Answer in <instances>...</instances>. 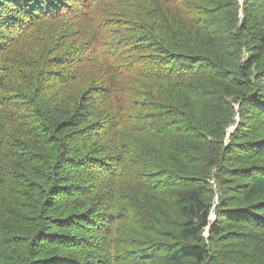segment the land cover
I'll use <instances>...</instances> for the list:
<instances>
[{
    "label": "trees",
    "instance_id": "trees-1",
    "mask_svg": "<svg viewBox=\"0 0 264 264\" xmlns=\"http://www.w3.org/2000/svg\"><path fill=\"white\" fill-rule=\"evenodd\" d=\"M64 1L13 0V6L0 1V28L10 32L0 52L16 47L26 33L21 22H14L16 17L25 14L27 28L31 30L35 27L31 18L37 11L41 14L42 11L55 12ZM143 1L147 21L158 22L161 30L170 34L161 42L153 37L151 24L140 22L141 28H145L140 35L135 33L140 26L129 25L131 19L119 25L123 16H117L116 8L102 9L101 0H84L79 16L70 18V14H66L55 19L46 16L47 21L36 22L50 41L63 43L65 49L73 48V55L68 49L64 56L61 53L52 57L51 64L65 67L64 71L53 72L56 85L68 86L70 64L80 65L79 70L92 63L97 65L92 70L100 72L95 80V92H92L106 94L112 123L107 126L108 118L88 123L91 95L87 100L76 98L63 104L58 95L45 100L43 89H37L35 98L44 104L43 108L44 100L52 104L46 106L45 114L38 115L37 127L31 122L23 123L17 116L16 111L21 110L17 101L30 103L26 98L29 86L28 90L18 91L10 90L11 85H2L0 120L3 131L11 132L6 145L8 149L17 146L21 150L18 161L24 168H0V194L9 193L14 187L13 179L20 177L23 185L33 188L24 197L29 202L39 203V213H45L46 221L51 223L39 225L37 230L97 228L103 233L102 222L112 219L110 212L107 214L112 205L107 203L106 195L115 196L117 179L132 174L139 194L149 199L155 211L153 228L148 230L168 237L155 243L157 251L167 252L178 264L186 261L226 264L217 259L232 242L217 247H212L213 243L231 238L264 240L259 235L251 237L253 232L246 229V226L264 229V2L259 5L262 19L244 12L247 18L239 25L237 17L235 20L237 8H234L227 14L230 19L232 16L231 22L223 26L209 17V10L206 12L195 5L198 0L187 2L185 9L177 7L178 0ZM109 22L115 26L111 27ZM118 26L127 29L133 41L123 48L118 44L107 53L103 45L108 40L104 38L114 37ZM227 39H232V43ZM88 44L96 46L98 58L84 60L76 55L77 48ZM134 76L146 81L159 80L160 84L127 85L126 80ZM162 85L167 86L159 89ZM176 89L182 90L188 101L181 99L179 105L174 106L172 93ZM131 95L140 98L129 101L127 97ZM145 97L147 100L143 99ZM221 104L233 110L232 116L234 105H239L240 119L227 137L226 145L218 137L221 138L220 129L221 132L225 129L219 125L226 122L218 116ZM10 105L13 112L8 108ZM31 108L35 109L33 105ZM142 110L147 114L140 116ZM34 112L23 110L24 115ZM232 116L227 118L233 121ZM260 117L263 124L259 120L256 126L255 120ZM140 121L149 125L138 126ZM126 128L141 132L148 141L154 139L151 148L160 143L163 151L141 148L136 139L127 137ZM99 132L103 134L99 138L103 145L96 147L94 137ZM225 134L227 132L223 136ZM21 135L23 140L18 142L16 136L20 139ZM97 153L108 158H98ZM84 172L91 175V179L85 178ZM210 180L217 184L215 203L208 197ZM18 195L22 196L20 192ZM134 208H130V213ZM58 211H62L61 215L55 214ZM234 222H244L245 227L237 232L227 230ZM206 229L207 235L204 234ZM56 233L55 236L44 235L68 246L91 247L90 239L83 233ZM60 257L65 264L80 262L78 255ZM50 258L39 261L53 264ZM91 264L101 263L92 261Z\"/></svg>",
    "mask_w": 264,
    "mask_h": 264
},
{
    "label": "rangeland",
    "instance_id": "rangeland-1",
    "mask_svg": "<svg viewBox=\"0 0 264 264\" xmlns=\"http://www.w3.org/2000/svg\"><path fill=\"white\" fill-rule=\"evenodd\" d=\"M0 1L1 3H6L8 6H13V0ZM83 1L84 0H66L55 12L52 10L49 12L42 11L43 14H41L37 11L33 18H31L33 19V23H35V27L31 30L27 28L28 19L25 14H22L21 17H16L15 20L17 21H14L21 22L24 25L23 33H26L22 36L23 38H21V41L16 45V47H14L16 49L11 48L10 51L4 49V52H0V88L2 85H11L12 88L10 90L23 91L28 90L27 86H29V95L26 98L27 102L30 99V103L24 104L22 100L19 102L17 101V104L21 108V110L16 111L17 116L23 120V123L31 122L34 124L33 126L37 127L39 120L38 115L42 113L45 114L46 106L48 104H52V102L45 100H48V97L50 96L55 97L57 95L61 97L60 101H62L63 104H69L76 98H85L87 100L89 95H91V99L88 101L91 113L88 123H99L106 118H108L106 119L108 127H110V124L112 123V113H110L112 111H109L110 109L106 105V102L108 101L106 94L93 93L95 92L94 87L97 85L95 80L98 78L97 75H99L100 71L94 72L92 69H94L97 65L92 63L87 68L79 70L80 65L77 66L76 64H70L68 65L69 75H67L66 80L68 86L65 87L60 86L59 84L56 85L57 81L53 80L54 76L52 74L53 72H57V70L64 71L65 67L64 65H55L54 62L51 64V60H53L52 57L55 54L63 53L62 56H64V54L67 53L69 46L67 47L68 49H65V45L63 43L50 41L36 23L37 21H47L49 18L55 19L66 14H70V18L79 16ZM189 1L190 0H178L177 2L179 4L177 7L185 9L186 4ZM262 2L264 1L254 0V2L251 3L248 0H207L206 3L205 0H198L195 2V5L201 7L202 10H205L206 12L209 10V17L218 21L217 23H220L223 26H228V22H231L232 16L230 19V16L227 17V14L228 12L231 13V10L234 8H237L235 11V20L237 17L239 25L243 19L245 20V18H247V15L244 12L252 13L255 18L262 19V8L259 7ZM144 6L143 0H101L100 5L102 9H117V16H123L121 17L119 25H125L127 22H130V19L132 22L129 25L135 24L136 26H140V22L151 24L154 27L152 33L153 37L158 40V42L163 41L166 36H170V34H165L161 30L158 22L153 23L151 21H147ZM213 8L218 9L213 11ZM199 14L197 12V15ZM68 23L69 22H67L66 25H68ZM109 24L111 27L115 26L112 22H109ZM4 29L5 28H0V47H2L3 44H6V36L8 37L10 34V32L5 31ZM144 29L140 26V29L137 28L135 33L140 35L142 31H145ZM104 39L108 40V43L103 45L107 53H109L118 44L119 47L123 48L124 45H128L133 41L130 32L122 26H118L114 37H109V39L105 37ZM227 40L232 43V39ZM96 51L97 48L95 45L88 44L86 47L77 48L76 55L80 56L84 60H92L93 57L94 59L98 58ZM69 53L73 55V48L69 49ZM130 53L131 50L129 51V54ZM247 53L248 52L245 51V54ZM126 54H124V58L126 57ZM34 64L38 65L36 67H32ZM30 72L34 73L31 77L30 75L28 77L27 75ZM65 72L67 73V71ZM139 78L140 76L130 77L126 80V84L137 86L145 84L155 86L160 84L159 80L146 81L140 80ZM166 86L167 85H162L159 89H164ZM87 88H89V90H87ZM37 89H43L45 93L42 95L46 94L44 100L46 105L44 108V104L41 105L38 103V99L35 98ZM129 93L132 94L131 92ZM81 95H83V97H79ZM186 97L187 95H185L182 90L176 89L175 92L172 93L174 106L179 105L181 99L187 100ZM139 98L140 96L136 98L135 95L127 97L129 101ZM143 99L147 100L146 97ZM10 102L13 104L11 100ZM32 105L35 109L31 108ZM221 106L222 108H220L221 110L218 116L220 120L224 118L226 122L221 125L217 124L220 128L225 126V129L222 132L221 129L219 131L221 138L220 136L218 137L219 141H222L223 145H226L228 144L229 139L226 134L225 136L223 135L226 132H234L236 124L240 119L238 115L239 105H234L235 110L233 112V116L231 113L233 110L228 107L225 108L223 104H221ZM8 108L11 112H13L11 105L8 106ZM25 109L28 111L35 110V112L33 115H30V113H28V115H24L23 110ZM113 110L116 111L118 109L113 108ZM139 114L142 116V114L147 113L142 110ZM228 116H232L231 118L233 121H230L227 118ZM261 119L262 118L260 117V119L257 118L255 120L256 126L259 120L260 124H263ZM243 120H245V115H243ZM1 124L2 121L0 120V168L5 167L6 169H11V167H18L22 169L24 166H19L20 161H18L21 159L19 158L21 150L18 149L17 146L14 147V149L11 147L8 149V145H6L8 140L7 135H10L11 132H9L8 129L9 133L6 134V132L3 131ZM137 125L148 126L149 124H145L144 121H140ZM233 125L234 127H232ZM19 130L22 129L19 128ZM125 132L128 138L131 136L132 140L136 139L142 146L141 148H151V142H153L154 139L148 141L146 135L141 134V132L128 131L127 128ZM141 135H144V137H141ZM101 137H103V134L101 136L100 132L98 133V136L96 135V137H94V146L98 147L103 145L101 141H99V138ZM10 140L12 141V139ZM16 140L21 142V140H23V136L21 135L20 139L16 136ZM151 149L153 151H163L160 143H156L155 145L153 144V148ZM9 150H13V152ZM96 155L101 159L108 158L107 155H101L99 153ZM131 171L136 172V170ZM72 174L75 173L72 171ZM84 177L91 179V175H88L87 172H84ZM18 178L20 177H15V180L13 179L12 183L14 187L9 193L1 192L0 194V264H44V262L39 260L49 256L51 257L50 261L53 264H65L61 260L60 256L62 255L74 258L78 255L80 260L79 264H88L89 260L90 264L92 261H99L101 264H178L168 256L167 252L157 251L155 243L159 240H168V237L156 235L154 230H148L149 228H153L152 218L154 217L155 211L149 204V199L145 198L143 193L139 194L140 192L137 187L136 179H132V174H129V176H120L117 179L118 181L115 183V196H113L112 193H108L106 195L107 203H111L112 205V207H110V211H107V214L110 212L112 219L108 222L105 220L102 222L103 229L101 231H104L103 233H99L97 228L96 230L86 229L81 231L74 229L64 230L57 227H53V229L50 230H37L39 225L45 226L47 224H51L49 223L50 220L47 222L45 219V213H39V208H37L39 203L36 204L34 200L32 202L27 201L24 196L33 188L29 189V187L22 184V179ZM87 183L88 182L85 184ZM19 185L21 188H19ZM208 187L210 188L208 197L215 203L218 197L217 184L213 180H210ZM18 192H20L22 196L18 195ZM44 197H46V194ZM133 206H135V211L130 213V208ZM61 212L62 211H58V213L55 214L61 215ZM212 218H215V216L212 215ZM244 227V222H234L227 226V230H235L237 232L241 231ZM246 229L253 232L251 237L256 235L264 237V229L259 230L252 226H246ZM254 229L259 231H254ZM66 231L78 235L83 233L84 236L90 239L91 247H83L80 249L76 246H68L66 244H62L58 239L50 240V236L44 235L45 233H52L54 235L57 234L56 232ZM40 232H42V234H39ZM204 234L207 235L208 231L206 230ZM229 242H232V244L228 245L226 250H222V254L217 259L218 261L226 264H264V240L260 241V238L257 240L256 237L250 241H244L240 238H231L228 240L222 239L220 242L213 243L212 247L213 245L214 247L220 246V244L226 245ZM91 255L92 257H90ZM68 263L72 264L71 261ZM75 264L78 263L76 262ZM183 264L191 263L186 261Z\"/></svg>",
    "mask_w": 264,
    "mask_h": 264
},
{
    "label": "water",
    "instance_id": "water-1",
    "mask_svg": "<svg viewBox=\"0 0 264 264\" xmlns=\"http://www.w3.org/2000/svg\"><path fill=\"white\" fill-rule=\"evenodd\" d=\"M232 127H234V125L232 126ZM232 130V129H231ZM231 130H229V131H231ZM231 132H228L227 133V137H229V134H230ZM206 230H208V229H206Z\"/></svg>",
    "mask_w": 264,
    "mask_h": 264
},
{
    "label": "bare ground",
    "instance_id": "bare-ground-1",
    "mask_svg": "<svg viewBox=\"0 0 264 264\" xmlns=\"http://www.w3.org/2000/svg\"><path fill=\"white\" fill-rule=\"evenodd\" d=\"M231 128V127H230Z\"/></svg>",
    "mask_w": 264,
    "mask_h": 264
}]
</instances>
